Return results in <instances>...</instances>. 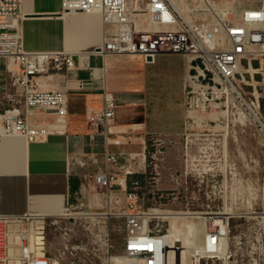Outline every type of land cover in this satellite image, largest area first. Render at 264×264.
<instances>
[{"label":"built area","instance_id":"built-area-1","mask_svg":"<svg viewBox=\"0 0 264 264\" xmlns=\"http://www.w3.org/2000/svg\"><path fill=\"white\" fill-rule=\"evenodd\" d=\"M201 2L206 6L203 0ZM21 3L22 0H0V59L4 61L10 84L20 88L21 97L19 102L0 109V136L17 134L31 142L44 140L48 134L59 132L65 124L68 107L66 85L55 90H41L36 76L70 70L75 68V63L68 52L23 49L18 24ZM199 10L201 7L193 5L185 14L171 0L60 1L61 12L96 13L100 16L102 37L94 51L101 55L138 54L153 60L158 53L180 54L188 68L184 89L188 107L197 92L204 99L208 95L212 99L224 97L244 116L247 115L246 119L252 123L264 145V112L260 99L257 95L247 96L240 87L241 82H246L248 70H263L264 76V62L256 68H253L252 62L264 56V1L258 7L242 9L233 16L226 12L222 17H216L217 20L210 13V20L205 21L198 16ZM193 81L199 85L198 89L190 84ZM262 81L264 93V77ZM116 106L114 95L103 91L100 108L94 110L87 107L85 110L92 131L102 135L105 148L101 152L69 155L70 169L78 178V193L85 199V202L76 205L79 214L88 218L86 214L98 213L92 211L91 198L94 200L99 194L113 197L116 209L120 207L118 195H122L124 212L110 216L123 219L122 251L111 253L107 249L105 264H122L117 260L120 256L131 260L132 264H162L161 249L164 246L159 243L161 234L149 228L156 208L143 205V194L136 190L138 181L131 182V188L126 183L127 176L143 168L145 149L137 154L127 153L126 159L119 162V154L108 148L119 143L113 129ZM37 113H51L54 120L33 123L30 119ZM90 138L93 139V135ZM224 212H203L207 216L204 223V232L208 236L206 242L212 249L193 256L191 264H207V258L228 257L225 252L231 213ZM254 214L252 228L261 231L260 240L264 245V211ZM59 216L0 214V264H70L65 261L67 241L63 248L53 253L46 249V230L60 222ZM62 216L65 218V214ZM66 218L74 219L73 216ZM96 219L91 222L96 223ZM99 227L103 229L104 225ZM222 237L225 241L223 254L219 252ZM201 259L205 261L202 263Z\"/></svg>","mask_w":264,"mask_h":264},{"label":"crops","instance_id":"crops-1","mask_svg":"<svg viewBox=\"0 0 264 264\" xmlns=\"http://www.w3.org/2000/svg\"><path fill=\"white\" fill-rule=\"evenodd\" d=\"M60 1L22 0L18 24L24 50L72 54L75 68L36 76L41 90L66 85L65 124L44 140L0 136V214L55 215L85 202L69 155L104 150L102 135L92 131L85 116L87 107L100 108L103 91L117 102L113 129L119 143L108 148L119 154V162L127 153H141L148 138L181 133L185 121L188 68L180 54L158 53L153 60L138 54L101 55L94 51L102 37L100 16L61 12ZM20 99V88L10 84L0 59V109ZM30 120L49 123L54 116L37 113Z\"/></svg>","mask_w":264,"mask_h":264},{"label":"rangeland","instance_id":"rangeland-1","mask_svg":"<svg viewBox=\"0 0 264 264\" xmlns=\"http://www.w3.org/2000/svg\"><path fill=\"white\" fill-rule=\"evenodd\" d=\"M171 1L185 14L187 9L198 5L201 7L198 16L205 21L210 20L211 14L217 20L226 12L233 16L242 9L258 7L262 3V0H208L209 5L204 6L201 0ZM252 62L253 68L259 67L264 56ZM255 71L246 72V82H241L240 87L247 96H258L264 112L263 70ZM190 105L188 107L185 97V121L181 133L148 138L144 166L134 173L142 175L136 190L143 194V205L156 208L149 228L165 234L169 223L165 212L226 211L231 213L225 252L228 257L207 258V264H264L261 231H256V227L253 230L252 216L255 214H251L264 211V145L261 137L252 123L224 97L212 99L208 95L204 99L197 92ZM118 197L120 207L116 209L113 197L99 194L94 200L91 198L92 211L106 213V218L98 217L94 224L92 219L79 214L77 205L63 209L58 226H49L46 230L47 251L53 253L63 248L67 241L65 261L70 264H105L107 249L111 253H120L123 219L110 217L124 212L123 197ZM187 215L177 221L179 227L183 220L191 223L198 220V217L188 218ZM70 216L74 219L66 218ZM101 225H104L103 229H100ZM104 233L108 235L103 236ZM190 260L192 258L187 255L186 263Z\"/></svg>","mask_w":264,"mask_h":264},{"label":"bare ground","instance_id":"bare-ground-1","mask_svg":"<svg viewBox=\"0 0 264 264\" xmlns=\"http://www.w3.org/2000/svg\"><path fill=\"white\" fill-rule=\"evenodd\" d=\"M206 5H209L208 0H203ZM176 5V4H175ZM194 89H198L199 85L193 81L190 82ZM202 102H199L201 106ZM202 107V106H201ZM199 108V107H198ZM247 116V115H245ZM169 220L168 229L165 234L159 236V243L164 246V249H161L162 255V264H191L192 260L189 263H186L187 255H190V258L196 256L200 253H206L208 250H211V245H208L206 238L208 237L204 232V223L207 219L206 213L203 212H186L188 218H196V222L184 221L180 222V227L177 225V221L180 218L186 216L185 213L181 212H165ZM224 213H227L226 211ZM255 212H251L254 214ZM60 214V213H59ZM62 214V213H61ZM87 217L91 220H95L98 216L105 217L106 213H90L86 214ZM158 216V215H157ZM202 233V238L199 239L200 234ZM199 241L201 244H199ZM225 242L222 237L219 241V252L224 253ZM117 260L122 264H132L131 260L126 259L125 257H117Z\"/></svg>","mask_w":264,"mask_h":264},{"label":"trees","instance_id":"trees-1","mask_svg":"<svg viewBox=\"0 0 264 264\" xmlns=\"http://www.w3.org/2000/svg\"><path fill=\"white\" fill-rule=\"evenodd\" d=\"M142 175L141 174H134V175H129L126 177V183H127V186L129 183L133 182V181H140ZM130 178H134L135 180H130Z\"/></svg>","mask_w":264,"mask_h":264},{"label":"water","instance_id":"water-1","mask_svg":"<svg viewBox=\"0 0 264 264\" xmlns=\"http://www.w3.org/2000/svg\"><path fill=\"white\" fill-rule=\"evenodd\" d=\"M146 60H150V57H146Z\"/></svg>","mask_w":264,"mask_h":264}]
</instances>
